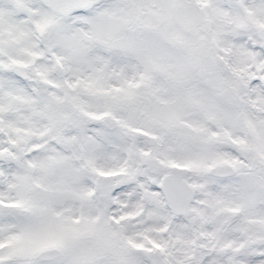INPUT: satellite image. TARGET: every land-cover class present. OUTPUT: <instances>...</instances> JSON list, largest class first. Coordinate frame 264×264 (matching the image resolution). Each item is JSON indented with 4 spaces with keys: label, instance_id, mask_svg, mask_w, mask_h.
<instances>
[{
    "label": "snow or ice",
    "instance_id": "1",
    "mask_svg": "<svg viewBox=\"0 0 264 264\" xmlns=\"http://www.w3.org/2000/svg\"><path fill=\"white\" fill-rule=\"evenodd\" d=\"M0 264H264V0H0Z\"/></svg>",
    "mask_w": 264,
    "mask_h": 264
}]
</instances>
